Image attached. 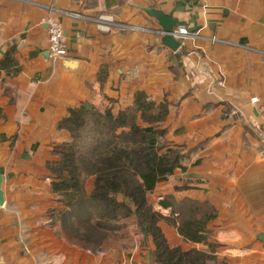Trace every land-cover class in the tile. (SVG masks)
<instances>
[{
  "label": "crops",
  "instance_id": "1",
  "mask_svg": "<svg viewBox=\"0 0 264 264\" xmlns=\"http://www.w3.org/2000/svg\"><path fill=\"white\" fill-rule=\"evenodd\" d=\"M147 10L186 30L174 36L177 50L162 44ZM64 12L138 29L107 33ZM46 16L64 32L57 62ZM137 91L169 104L156 148L173 169L147 197L153 210L167 215L166 196L207 202L218 261L264 264V0H0V264H159L149 235L98 248L70 239L47 168L69 141L60 124L71 109L116 113ZM158 225L171 248L207 250Z\"/></svg>",
  "mask_w": 264,
  "mask_h": 264
},
{
  "label": "trees",
  "instance_id": "2",
  "mask_svg": "<svg viewBox=\"0 0 264 264\" xmlns=\"http://www.w3.org/2000/svg\"><path fill=\"white\" fill-rule=\"evenodd\" d=\"M169 112L167 102L156 103L137 91L132 103L113 112L82 105L71 109L60 124L69 141L56 145V161L47 164L53 174L51 192L62 204L60 220L70 239L93 248L124 238L129 224L143 236H151L154 259L159 264H223L215 253L218 245L208 241L207 225L216 217L207 202L164 197L153 210L147 197L173 167L168 152L159 153L163 134L156 127ZM92 179L91 190L86 182ZM175 227L188 242L203 243L207 250L171 248L159 222Z\"/></svg>",
  "mask_w": 264,
  "mask_h": 264
},
{
  "label": "built area",
  "instance_id": "3",
  "mask_svg": "<svg viewBox=\"0 0 264 264\" xmlns=\"http://www.w3.org/2000/svg\"><path fill=\"white\" fill-rule=\"evenodd\" d=\"M68 14L69 16L73 18H80V19H87L89 21H92L95 26L103 31V32H111L114 30H137V27L134 26H128L126 24L117 22L112 16L107 15V14H100L97 17L93 18H84L83 15L73 13V12H64ZM41 23L46 26L47 28V33H48V47H47V52L49 55V58L52 62H57L61 58L66 56V49L65 46L63 45L64 42V32L63 29L61 28L60 24L54 20L52 17L46 16L41 19ZM143 30V29H141ZM147 29H144V31ZM155 33L159 35H163V31H155ZM174 36H179L183 37L186 35V30L184 29H179L178 32H173ZM251 102L255 103L257 102V99L254 98L251 100ZM236 112H232L231 114L234 115ZM49 180V179H47ZM100 254H103L100 252Z\"/></svg>",
  "mask_w": 264,
  "mask_h": 264
},
{
  "label": "water",
  "instance_id": "4",
  "mask_svg": "<svg viewBox=\"0 0 264 264\" xmlns=\"http://www.w3.org/2000/svg\"><path fill=\"white\" fill-rule=\"evenodd\" d=\"M146 14L151 18L155 19L160 29L163 31L162 44L173 49L177 50L180 47L179 41L174 38L173 30L176 25H180L173 15H166L161 11L157 10H147ZM2 177L0 175V205L3 203V193L1 190ZM264 240V239H263Z\"/></svg>",
  "mask_w": 264,
  "mask_h": 264
},
{
  "label": "rangeland",
  "instance_id": "5",
  "mask_svg": "<svg viewBox=\"0 0 264 264\" xmlns=\"http://www.w3.org/2000/svg\"><path fill=\"white\" fill-rule=\"evenodd\" d=\"M124 238L118 239L117 241H112L111 243H132L134 240H138L139 237L142 235L138 232V229L133 226L132 224H129L128 227L125 229L123 233Z\"/></svg>",
  "mask_w": 264,
  "mask_h": 264
}]
</instances>
